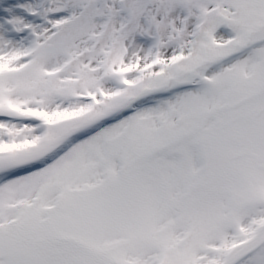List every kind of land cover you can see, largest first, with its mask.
I'll return each mask as SVG.
<instances>
[{
    "label": "snow or ice",
    "instance_id": "6c2138e0",
    "mask_svg": "<svg viewBox=\"0 0 264 264\" xmlns=\"http://www.w3.org/2000/svg\"><path fill=\"white\" fill-rule=\"evenodd\" d=\"M0 264H264V0H0Z\"/></svg>",
    "mask_w": 264,
    "mask_h": 264
}]
</instances>
